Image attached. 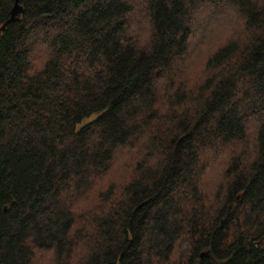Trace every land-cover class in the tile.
Wrapping results in <instances>:
<instances>
[{
	"label": "trees",
	"instance_id": "obj_1",
	"mask_svg": "<svg viewBox=\"0 0 264 264\" xmlns=\"http://www.w3.org/2000/svg\"><path fill=\"white\" fill-rule=\"evenodd\" d=\"M18 4L0 264H264V0ZM221 14L226 40L190 74Z\"/></svg>",
	"mask_w": 264,
	"mask_h": 264
},
{
	"label": "rangeland",
	"instance_id": "obj_2",
	"mask_svg": "<svg viewBox=\"0 0 264 264\" xmlns=\"http://www.w3.org/2000/svg\"><path fill=\"white\" fill-rule=\"evenodd\" d=\"M226 18L222 17V14L220 15V18L216 22H212V24L209 26L208 30L206 31V34L209 32V38H207L201 46H197L196 49H194V53L192 57L190 58L188 62V70L191 74V71L197 70L201 63L203 62V58L207 54L210 48H213L215 45H217L222 40H226L228 36V29L227 26L223 25V22ZM200 34H202L200 31L196 34L195 42L197 41V38H201ZM198 42V41H197ZM203 59V60H202Z\"/></svg>",
	"mask_w": 264,
	"mask_h": 264
},
{
	"label": "water",
	"instance_id": "obj_3",
	"mask_svg": "<svg viewBox=\"0 0 264 264\" xmlns=\"http://www.w3.org/2000/svg\"><path fill=\"white\" fill-rule=\"evenodd\" d=\"M23 12V9L22 7L18 4V0H15V3H14V6H13V9L11 10V13H10V18L8 19L7 22H5L1 27H0V32L3 31L5 29V27L11 23V22H14L16 21L22 14Z\"/></svg>",
	"mask_w": 264,
	"mask_h": 264
}]
</instances>
